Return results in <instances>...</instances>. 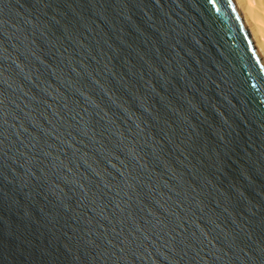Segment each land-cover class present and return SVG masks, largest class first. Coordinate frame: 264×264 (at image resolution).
Returning <instances> with one entry per match:
<instances>
[{
	"label": "water",
	"instance_id": "water-1",
	"mask_svg": "<svg viewBox=\"0 0 264 264\" xmlns=\"http://www.w3.org/2000/svg\"><path fill=\"white\" fill-rule=\"evenodd\" d=\"M0 264H264L235 0H0Z\"/></svg>",
	"mask_w": 264,
	"mask_h": 264
},
{
	"label": "bare ground",
	"instance_id": "bare-ground-1",
	"mask_svg": "<svg viewBox=\"0 0 264 264\" xmlns=\"http://www.w3.org/2000/svg\"><path fill=\"white\" fill-rule=\"evenodd\" d=\"M264 60V0H235Z\"/></svg>",
	"mask_w": 264,
	"mask_h": 264
},
{
	"label": "snow or ice",
	"instance_id": "snow-or-ice-1",
	"mask_svg": "<svg viewBox=\"0 0 264 264\" xmlns=\"http://www.w3.org/2000/svg\"><path fill=\"white\" fill-rule=\"evenodd\" d=\"M213 3H215V0H212Z\"/></svg>",
	"mask_w": 264,
	"mask_h": 264
}]
</instances>
